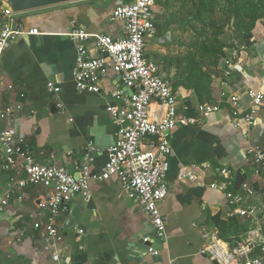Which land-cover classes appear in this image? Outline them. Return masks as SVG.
Instances as JSON below:
<instances>
[{"label": "crops", "instance_id": "crops-1", "mask_svg": "<svg viewBox=\"0 0 264 264\" xmlns=\"http://www.w3.org/2000/svg\"><path fill=\"white\" fill-rule=\"evenodd\" d=\"M127 1L79 0L14 15V21L26 32L35 28L38 33L10 40L1 55L0 109L19 100L21 109L13 117V130L25 138L26 149L40 162L61 165L77 176L84 153L92 146L89 171L91 175L101 172L106 149L117 139V126L105 109L114 102L109 93L121 90L129 95L130 90L109 70L99 82L100 92L79 91L74 81L76 47L66 34L76 27L113 38L123 36L122 22H111L109 15ZM175 39L176 32L171 29L156 33L144 52L170 83L178 116L195 120L178 123L170 137L168 193L159 205L166 236L151 241L159 254L148 252L141 240L142 236L154 237L149 217L135 196L115 177L92 178L89 198L74 196L63 204L64 212L56 219L63 242L56 248L43 231L31 227L36 202L47 189L26 187L23 196L17 190L8 206L0 210V264H54L50 256L53 250L68 257L71 264H219L201 252L207 233L216 232L232 245L260 226L252 216H230L238 205H229L225 192L245 195L242 184L248 183L256 191L252 201L259 202L264 189V175L254 174L246 154L249 146L264 138V18L256 23L248 45L226 49V66L212 76L203 102L198 101L186 75L177 70L179 46ZM87 47L92 55H103L93 40ZM48 82L60 86L58 94L48 90ZM249 90L263 92L258 104L253 103ZM231 98L238 106L231 104ZM56 102L61 103V109ZM198 103H211L219 110L200 115ZM151 110L154 118L163 112L157 103ZM248 113L254 119L250 126L242 120ZM238 119L240 125H236ZM7 123L0 120V130ZM151 141L152 137L144 138L143 147L150 148ZM182 166L193 167L196 178L180 179ZM216 167H225L230 173L221 175ZM7 175H0V193L7 188ZM214 181L226 183L225 190L211 188ZM47 215L42 214L43 221Z\"/></svg>", "mask_w": 264, "mask_h": 264}, {"label": "built area", "instance_id": "built-area-1", "mask_svg": "<svg viewBox=\"0 0 264 264\" xmlns=\"http://www.w3.org/2000/svg\"><path fill=\"white\" fill-rule=\"evenodd\" d=\"M3 11V10H2ZM5 23L0 28V57L7 43L24 33L37 34L35 28L25 31L14 21V15L3 11ZM111 22H122L124 35L113 38L104 33H89L80 28H72L66 35L76 47V69L74 81L79 91L100 92L99 82L108 71L118 74L125 87L130 90L125 95L121 90L110 92L114 102L106 105V111L117 126V139L106 149V162L101 172L91 175L89 164L92 160L89 146L77 176L65 167L42 163L26 149L25 138L16 134L12 127L13 117L21 109V103L12 101L0 109V120L8 123L0 130V175L8 174L7 188L0 193V210L6 208L12 197L25 194L26 187L42 186L47 193L36 202L32 214L31 227L43 231L44 237L56 248L63 242L56 219L64 212L63 204L74 196L89 198V181L92 178L108 179L115 177L123 189L135 196L142 210L149 217L152 225L153 239L142 236L147 251L157 256V249L151 241L162 240L166 236V223L159 205L168 193L166 172L167 155L171 152L170 137L178 123H193L191 117H180L177 114V101L170 83L160 74L156 63L145 58L144 52L149 39L155 36L154 0H128L118 4L110 13ZM93 40L94 46L103 54L94 56L90 53L87 42ZM47 88L58 94L60 86L48 82ZM254 104L263 98V92L248 91ZM24 95L19 94L22 98ZM157 103L163 108L158 118L152 116L151 105ZM236 107L238 102L231 98ZM56 106L61 109L60 102ZM196 110L206 115L219 110L211 103H198ZM238 112L233 111L236 116ZM246 125L254 123L252 113L242 117ZM240 125V121L236 122ZM152 137L150 148H144L142 140ZM246 154L254 165V174L264 175V138L249 146ZM209 167V164H205ZM221 175L227 176L230 171L225 167H216ZM180 179L194 180L196 171L191 166H182ZM210 187L225 190L226 183L214 181ZM245 195L226 190L225 196L229 205H238L229 215L252 216L260 226L250 229L244 239L229 244L216 232L207 233V241L201 252L219 264H264V189L259 202L252 201L255 190L248 183L242 184ZM249 201V203H244ZM48 212L45 221L42 214ZM82 233V229H77ZM54 264H71L68 257H62L57 250L50 254Z\"/></svg>", "mask_w": 264, "mask_h": 264}, {"label": "trees", "instance_id": "trees-1", "mask_svg": "<svg viewBox=\"0 0 264 264\" xmlns=\"http://www.w3.org/2000/svg\"><path fill=\"white\" fill-rule=\"evenodd\" d=\"M154 12L156 33L176 32L177 70L203 102L226 49L250 43L256 23L264 18V0H154ZM5 21L0 10V27Z\"/></svg>", "mask_w": 264, "mask_h": 264}, {"label": "water", "instance_id": "water-1", "mask_svg": "<svg viewBox=\"0 0 264 264\" xmlns=\"http://www.w3.org/2000/svg\"><path fill=\"white\" fill-rule=\"evenodd\" d=\"M74 1L79 0H0V9L11 14H20ZM227 57H230V54ZM225 66L226 61L223 58L221 67L224 69Z\"/></svg>", "mask_w": 264, "mask_h": 264}]
</instances>
